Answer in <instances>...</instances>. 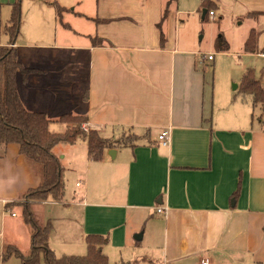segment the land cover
Instances as JSON below:
<instances>
[{
	"label": "crops",
	"instance_id": "obj_1",
	"mask_svg": "<svg viewBox=\"0 0 264 264\" xmlns=\"http://www.w3.org/2000/svg\"><path fill=\"white\" fill-rule=\"evenodd\" d=\"M169 1L96 0L88 41H71L65 30L60 32L51 2L36 0L22 22L24 39L13 47L23 66L37 70L25 80L16 76L23 107L44 114L49 131L64 125L58 122L61 116H84L86 131L104 139L137 137L132 147L112 149L113 159L111 150L105 151L99 166L91 165L82 146L89 187L73 205L82 208L84 218L81 226H65V235L107 237L103 249L123 252V261L105 255L113 264H264V130L253 126L245 111L242 120L237 118L241 108L214 120L206 108L205 75L196 69L191 52L179 47L171 16L162 26L166 42L160 48L156 25ZM12 3L0 0V47L7 44L1 30ZM253 9L258 8L249 7L247 13H264ZM96 19L109 23L96 24ZM253 20L260 50L264 15ZM91 37L104 43L94 47ZM163 131L167 147L157 141ZM121 155L126 158L116 171L111 163ZM40 183L39 169L17 146L0 150L2 217L15 218L19 208L7 210L6 205ZM56 205L63 204L34 203L31 209ZM156 207L167 208L166 215H155ZM1 216L2 247H12L11 238L21 227L22 249H29L27 226L13 223L5 239ZM137 235L140 242L134 240Z\"/></svg>",
	"mask_w": 264,
	"mask_h": 264
},
{
	"label": "rangeland",
	"instance_id": "obj_2",
	"mask_svg": "<svg viewBox=\"0 0 264 264\" xmlns=\"http://www.w3.org/2000/svg\"><path fill=\"white\" fill-rule=\"evenodd\" d=\"M42 1L56 2L57 6L62 9L60 23H58L59 20L56 17L58 20L57 27L60 29V32L61 30H65L68 40L88 41L86 37L91 35L93 28V19L91 17H96V0ZM213 3L215 4L213 18L211 20L208 14L207 21L202 20L199 0H176V2L170 4L168 16H171L172 20L176 21V26L174 27H176L179 47L181 49H188L191 52L196 69L198 71L201 70L205 75L206 108L209 107L210 115L213 116L214 120L217 121L232 114L235 108H241L240 111H237V118L242 120L241 113L245 111L250 115L252 125L263 129L264 111L260 107H251L250 97L240 91V86L246 71L253 70L256 81L259 82L260 87L264 90V57L243 53V44L248 33L251 29H256L257 25L255 20L246 18V13L249 11V7L258 8L253 10H264V0H249L247 2L245 0H213ZM36 4V0H22V22L26 20L30 9L35 8ZM53 11H55V7ZM8 20L9 18L4 20L2 27L7 25ZM1 34L4 35L2 32ZM263 36L264 34L261 37ZM219 38H222L227 44V51L220 52L216 48V40ZM21 39H24V37L19 35L18 40ZM8 46L6 44L5 48H8ZM9 48H13V46ZM208 56L212 57L213 60L211 62L207 60ZM71 117L85 118L84 116ZM261 121L263 122L262 124L260 123ZM57 126H62L60 128L63 130L57 132L60 129ZM57 126L53 125L50 131L61 134L67 130L66 125ZM83 126H81V131L87 135L89 131H86ZM85 145L87 150L86 141L78 138L73 145L60 144L53 151L56 156H59L58 158L62 166L64 195L61 203L63 205H56L52 209L46 207H43V210L37 208L31 209L36 224L41 228H50L48 242L50 245L48 246L57 258L61 256H84L86 254L85 236L84 238H80L77 233L73 235L69 234V238H67V235H65V226L66 228L68 226H72L73 228H75L74 226H81L82 223L80 221L84 218L82 216V208H78L73 204L82 201L84 191L89 187L87 180H85V169L81 161L83 160L82 146ZM122 152L130 154V150L128 149H122ZM125 158L121 155L116 162L112 161L111 164L114 165L112 168L116 171L120 170L117 164ZM98 163L91 162V165L99 166ZM90 174V181L93 180L92 185H94L92 169L90 170ZM81 184H85V189L81 187ZM21 203H24V201L19 200L15 204ZM15 216V218H11L8 214H4L3 217L1 216L5 239L13 231V223H16V226H26L21 213H16ZM27 227L24 228L28 231L30 230L31 233V229ZM22 233L21 227H17V232H14L11 238L12 241H10L12 247L7 244L2 247L4 238H0V264H21L19 257H27L29 249H22L24 247V236ZM102 253L110 255V261L112 262L114 259L123 261L122 259L124 258L122 249L112 248L111 246L103 249ZM3 256L4 258H2ZM39 263L43 264L42 261ZM117 264H121V262H117Z\"/></svg>",
	"mask_w": 264,
	"mask_h": 264
},
{
	"label": "trees",
	"instance_id": "obj_3",
	"mask_svg": "<svg viewBox=\"0 0 264 264\" xmlns=\"http://www.w3.org/2000/svg\"><path fill=\"white\" fill-rule=\"evenodd\" d=\"M174 2L176 0H170L166 4L160 21L156 25L159 32L160 48H163L166 42L162 26L169 13L168 7ZM21 4L22 0H13L10 6L9 20L1 30L7 37L9 46L8 48L0 47V150L10 145L17 146L19 154L30 165L39 169L41 177V183L37 188L28 190L19 197L18 201L21 200L24 203L6 205L7 210L14 206L18 207L24 224L31 229L29 254L27 257H19L20 262L21 264H40V261L43 264H110L108 258L102 253L103 247L108 244V238L98 235L85 236L86 254L84 256H61L57 258L48 246L50 228H41L36 224L31 205L47 201L59 203L63 200L62 166L60 159L53 152L56 146L60 144L73 145L76 139L81 138L86 141L88 159L93 163H98L101 162L105 151L132 147L137 137L128 135L125 138L112 141L100 137L95 131H89L85 135L81 131V126L86 123V118L71 116L59 118L58 122L66 125L67 130L61 134H54L49 131L50 120L44 114L30 112L23 107L17 93L16 76L20 74L25 80L28 75L37 73V70L23 67L18 59L17 50L14 47L9 48L15 45L20 35ZM52 5L55 7L56 17L60 23L62 9L57 6L56 2H53ZM199 8L202 20L207 21V16L209 13H213L215 4L212 0H199ZM261 15L264 13L249 12L246 14V18L256 19ZM94 22L96 24L109 23V21L99 19L94 20ZM258 38L259 32L251 29L243 44V53L264 57V45L260 50L258 49ZM103 43L104 41L101 39H91V44L94 47ZM215 46L220 52L228 50V46L222 38L216 40ZM240 91L250 97L252 108L260 107L264 111V90L256 81L253 70H247L243 75ZM238 193L239 186L230 197L232 202L236 201Z\"/></svg>",
	"mask_w": 264,
	"mask_h": 264
},
{
	"label": "built area",
	"instance_id": "obj_4",
	"mask_svg": "<svg viewBox=\"0 0 264 264\" xmlns=\"http://www.w3.org/2000/svg\"><path fill=\"white\" fill-rule=\"evenodd\" d=\"M209 16H210L209 18L212 20L213 13H209ZM207 60L208 61H212V57L211 56H208L207 57ZM84 129H85V127H84ZM157 141H158V143H159L160 146L167 147L168 144H169L168 133L165 132V131L161 132V134L157 138ZM167 211L168 210L165 207H156V208H154L155 215L162 216V217H164L166 215ZM11 216L13 217L14 215L12 214ZM201 264H208V262H204L203 261V262H201Z\"/></svg>",
	"mask_w": 264,
	"mask_h": 264
},
{
	"label": "water",
	"instance_id": "obj_5",
	"mask_svg": "<svg viewBox=\"0 0 264 264\" xmlns=\"http://www.w3.org/2000/svg\"><path fill=\"white\" fill-rule=\"evenodd\" d=\"M204 13H205V12L203 11V14H204ZM108 156H109L111 159H113V157H114V151H113V150L108 151ZM134 240L137 241V242H140V241H141V235H137V236H135V237H134Z\"/></svg>",
	"mask_w": 264,
	"mask_h": 264
}]
</instances>
